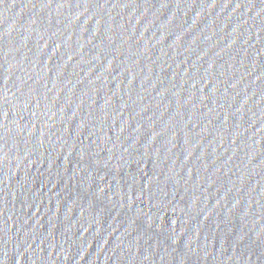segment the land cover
<instances>
[{
    "label": "water",
    "instance_id": "obj_1",
    "mask_svg": "<svg viewBox=\"0 0 264 264\" xmlns=\"http://www.w3.org/2000/svg\"><path fill=\"white\" fill-rule=\"evenodd\" d=\"M264 208V0H0V264H214Z\"/></svg>",
    "mask_w": 264,
    "mask_h": 264
}]
</instances>
